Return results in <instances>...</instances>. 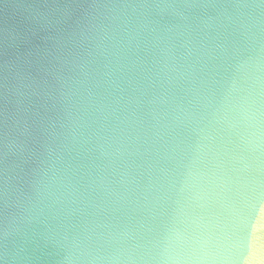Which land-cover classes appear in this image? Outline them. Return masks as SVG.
I'll use <instances>...</instances> for the list:
<instances>
[{
  "label": "clouds",
  "instance_id": "9594fccd",
  "mask_svg": "<svg viewBox=\"0 0 264 264\" xmlns=\"http://www.w3.org/2000/svg\"><path fill=\"white\" fill-rule=\"evenodd\" d=\"M0 264H264V0H0Z\"/></svg>",
  "mask_w": 264,
  "mask_h": 264
}]
</instances>
